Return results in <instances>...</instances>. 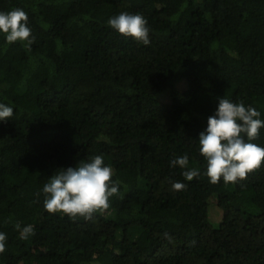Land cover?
<instances>
[{"label": "trees", "instance_id": "obj_1", "mask_svg": "<svg viewBox=\"0 0 264 264\" xmlns=\"http://www.w3.org/2000/svg\"><path fill=\"white\" fill-rule=\"evenodd\" d=\"M17 8L34 43L0 34V264H264V165L212 184L197 140L223 96L264 119V0H0ZM121 12L147 19L149 45L107 25ZM96 155L119 184L109 207L45 211L50 175Z\"/></svg>", "mask_w": 264, "mask_h": 264}, {"label": "clouds", "instance_id": "obj_2", "mask_svg": "<svg viewBox=\"0 0 264 264\" xmlns=\"http://www.w3.org/2000/svg\"><path fill=\"white\" fill-rule=\"evenodd\" d=\"M107 25L125 37H131L145 46L150 44L148 21L141 14L121 12L110 17ZM0 34L8 44L20 42L25 48L34 43L28 16L23 9L0 11ZM14 108L0 102V122L11 120ZM261 113L243 101L233 102L224 96L218 99L213 115L207 118V126L199 133L200 155L206 161L205 174L209 182L225 184L243 180L253 170L264 165V147L252 143L264 129ZM188 157L170 161L171 167H181L188 181L200 175L199 169L188 168ZM50 175L43 185V207L48 213H62L69 217L91 219L93 213L107 209L109 200L119 192V184L113 170L101 155L78 162L75 167L61 168ZM172 190H182L185 185L173 182ZM20 239L27 240L34 234L31 224L15 225ZM6 234L0 232V251L4 249Z\"/></svg>", "mask_w": 264, "mask_h": 264}, {"label": "rangeland", "instance_id": "obj_3", "mask_svg": "<svg viewBox=\"0 0 264 264\" xmlns=\"http://www.w3.org/2000/svg\"><path fill=\"white\" fill-rule=\"evenodd\" d=\"M213 216H212V218H213V220H215V221H220V219H221V214L219 213V211H216V210H214V213L212 214Z\"/></svg>", "mask_w": 264, "mask_h": 264}]
</instances>
